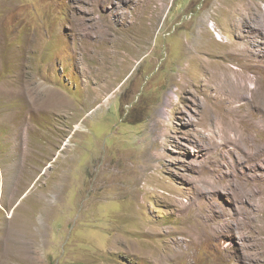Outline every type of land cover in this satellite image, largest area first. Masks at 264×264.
<instances>
[{
    "label": "rangeland",
    "instance_id": "rangeland-1",
    "mask_svg": "<svg viewBox=\"0 0 264 264\" xmlns=\"http://www.w3.org/2000/svg\"><path fill=\"white\" fill-rule=\"evenodd\" d=\"M262 12L0 0V264H264Z\"/></svg>",
    "mask_w": 264,
    "mask_h": 264
},
{
    "label": "bare ground",
    "instance_id": "bare-ground-1",
    "mask_svg": "<svg viewBox=\"0 0 264 264\" xmlns=\"http://www.w3.org/2000/svg\"><path fill=\"white\" fill-rule=\"evenodd\" d=\"M256 5V4H255ZM254 8V7H253ZM240 9V8H239ZM250 9V8H249ZM256 13L258 14L259 13V10H260V8H259V6H257L256 5ZM232 16V15H231ZM264 12H262V13H260L259 14V18H260V20H264ZM245 21V20H244ZM259 21V20H258ZM262 22V21H261ZM264 22V21H263ZM259 24V23H258ZM263 24V23H262ZM256 26V25H255ZM258 26V25H257ZM260 26V25H259ZM263 26H264V24H263ZM256 29V28H255ZM260 29V28H259ZM260 30H262V28L260 29ZM263 31V30H262ZM261 33V32H260ZM264 34V33H263ZM254 87V86H253ZM261 88V87H260ZM255 89V88H254ZM262 89V88H261ZM255 91V90H254ZM262 92V91H261ZM255 93V92H254ZM255 96V95H254Z\"/></svg>",
    "mask_w": 264,
    "mask_h": 264
}]
</instances>
